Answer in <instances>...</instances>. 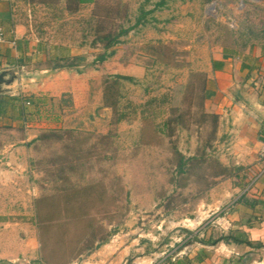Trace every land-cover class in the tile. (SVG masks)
I'll list each match as a JSON object with an SVG mask.
<instances>
[{"label": "rangeland", "instance_id": "obj_1", "mask_svg": "<svg viewBox=\"0 0 264 264\" xmlns=\"http://www.w3.org/2000/svg\"><path fill=\"white\" fill-rule=\"evenodd\" d=\"M19 1L20 19L29 38L42 43L41 53L22 74L27 86L17 75L10 86L16 95H0V142L34 135L24 143L34 221L37 200L39 216L49 222L37 228L41 257L49 264L78 262L100 238L126 264L173 263L192 253L195 223L214 220L248 178L247 165L231 164L218 118L213 126L203 113L213 86L208 55L264 42V0H165L160 8L157 0H93L73 14L61 11L63 0ZM140 6L151 10L144 22L92 64L101 49L88 46L92 35L81 37L87 19L106 29L127 26ZM69 50L84 61L56 76L60 69H50L48 59ZM39 68L48 70L34 73ZM115 74L132 77L118 80L116 112L102 103L103 82ZM117 112L126 115L117 121ZM48 129L61 138L32 141ZM179 155L193 157L182 173ZM211 201L216 208L203 205ZM201 208L209 210L200 214Z\"/></svg>", "mask_w": 264, "mask_h": 264}, {"label": "crops", "instance_id": "obj_2", "mask_svg": "<svg viewBox=\"0 0 264 264\" xmlns=\"http://www.w3.org/2000/svg\"><path fill=\"white\" fill-rule=\"evenodd\" d=\"M19 2L0 0V70L9 69L20 75L18 79L23 80L25 88L22 74L27 73L29 61L40 55L38 46L42 43L37 37L29 38L27 25L17 9ZM67 52L73 55L72 50ZM205 69L214 87L211 86L209 95H204V112L216 114L223 132L229 136L231 164L248 166L247 184L214 220L202 222L200 217L195 223L198 227L193 234L199 241L192 253L184 252V257L166 264H264V159L258 156L264 145V42L248 46L242 53L215 49L209 53ZM47 70L39 68L34 73ZM66 72L60 69L56 76ZM69 88L66 90L70 91ZM12 91L0 95H16ZM3 103L1 100L0 106ZM0 112H4L3 106ZM32 137L20 138L17 144L8 139L0 142V264H46L33 217L35 188L29 183V150L24 143ZM230 192L234 194V188L227 194ZM203 205L216 208L212 201ZM208 210L201 208L199 213ZM221 234H229L238 241L228 238L227 242H205ZM110 248V244L103 243L80 255L78 262L72 260L67 264H126L122 253Z\"/></svg>", "mask_w": 264, "mask_h": 264}, {"label": "trees", "instance_id": "obj_3", "mask_svg": "<svg viewBox=\"0 0 264 264\" xmlns=\"http://www.w3.org/2000/svg\"><path fill=\"white\" fill-rule=\"evenodd\" d=\"M93 0H63V4L61 7V11H65L68 14H73L78 11L80 6L82 4L91 3ZM41 3H44L45 5H51L53 3H47L46 1H41ZM165 4V0H157L153 3L154 8H160ZM151 10L144 11L142 7H138V14L136 15L133 23L131 25L123 26L122 24H118L115 28H108L101 26L99 21H96V19L92 16H90L87 19L88 23V30L83 29V33L81 37L84 39L87 34L92 35V38L88 42V46L90 47H100L101 51L95 55L94 59L91 61L92 64L96 62H102L105 60L108 56L112 55L114 52L113 47L119 43L123 42V38L128 34L130 30H132L137 25L144 22L145 15L150 13ZM94 21V24L92 23ZM85 41H81L79 45H84ZM40 47V44L39 46ZM66 51V49H65ZM49 62H51L50 69H67L72 68L76 69L81 64L82 61H84V55L82 54H74L71 55L68 52L65 54H56L53 55L51 58L48 59ZM132 80V77L128 75H121V74H115L112 76H109L103 83V92H102V103L103 106L111 108L113 111H117V105H118V97L119 92L118 88L116 87L118 80ZM119 84V83H118ZM1 101V96H0ZM204 116H207L210 118L211 123H213V126L216 123L217 115L212 113H206L203 112ZM116 120L119 121L125 117L124 112H117L116 113ZM168 121L163 122V127H167ZM214 130V129H213ZM162 131V129H161ZM61 136L59 135L57 130L54 129H48L41 131L32 141H50L55 139H60ZM65 157L62 158L64 160ZM193 157H183L179 155L178 165L176 171L178 173H182L185 171V164L190 161ZM66 168V166H64ZM69 169H72V167H69ZM68 169V170H69ZM58 172H62L63 168L57 169ZM35 215L37 217V221L35 219V225L37 228L43 227L44 224L49 223L48 218L46 220L42 219L38 214V201H35ZM231 239L232 242H237L238 240L235 237H231L229 234H221L215 239H207L205 242L208 244H212L214 242H217L219 240H222L223 242H227V240ZM194 241H199L195 236L193 238ZM94 241V240H93ZM105 238H100L96 240L95 242H90L85 246V249H94L99 247L101 244L105 243ZM80 254V252H79ZM43 261L46 264H49L46 258H43Z\"/></svg>", "mask_w": 264, "mask_h": 264}, {"label": "water", "instance_id": "obj_4", "mask_svg": "<svg viewBox=\"0 0 264 264\" xmlns=\"http://www.w3.org/2000/svg\"><path fill=\"white\" fill-rule=\"evenodd\" d=\"M16 77V73L12 70H0V94L10 91V86L15 81Z\"/></svg>", "mask_w": 264, "mask_h": 264}, {"label": "built area", "instance_id": "obj_5", "mask_svg": "<svg viewBox=\"0 0 264 264\" xmlns=\"http://www.w3.org/2000/svg\"><path fill=\"white\" fill-rule=\"evenodd\" d=\"M24 103H25V104H29V101L26 100ZM258 156H259L260 158H263V159H264V145L261 146V148L259 149Z\"/></svg>", "mask_w": 264, "mask_h": 264}]
</instances>
